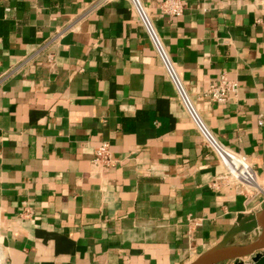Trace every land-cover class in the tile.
Returning <instances> with one entry per match:
<instances>
[{
    "label": "crops",
    "instance_id": "crops-1",
    "mask_svg": "<svg viewBox=\"0 0 264 264\" xmlns=\"http://www.w3.org/2000/svg\"><path fill=\"white\" fill-rule=\"evenodd\" d=\"M142 1L204 123L264 178V6ZM221 75L225 103L205 96ZM220 174L127 0H0V264H189L264 206Z\"/></svg>",
    "mask_w": 264,
    "mask_h": 264
},
{
    "label": "built area",
    "instance_id": "built-area-1",
    "mask_svg": "<svg viewBox=\"0 0 264 264\" xmlns=\"http://www.w3.org/2000/svg\"><path fill=\"white\" fill-rule=\"evenodd\" d=\"M127 1L136 16L140 28L149 40L166 78L171 83L176 98L202 138L204 146L215 156L218 165L221 167V174L211 186L215 189L222 186L233 188L236 192L247 195L248 202L257 194L264 195V178L256 174L245 156L228 148L219 141L200 117L143 1ZM255 1L264 6V0ZM159 10L162 14L168 16H179L182 13L183 6L180 0H163L159 5ZM234 92H236V84L221 75L214 84L209 86L205 96L215 102L225 103L228 101L230 94ZM93 162L101 166L108 164V148L106 144L94 149ZM234 264H252V262L250 256H247L234 260Z\"/></svg>",
    "mask_w": 264,
    "mask_h": 264
},
{
    "label": "water",
    "instance_id": "water-1",
    "mask_svg": "<svg viewBox=\"0 0 264 264\" xmlns=\"http://www.w3.org/2000/svg\"><path fill=\"white\" fill-rule=\"evenodd\" d=\"M239 233H252V238L246 244L229 245ZM247 256L252 264H264V206L259 212L250 213L189 264H220Z\"/></svg>",
    "mask_w": 264,
    "mask_h": 264
},
{
    "label": "rangeland",
    "instance_id": "rangeland-1",
    "mask_svg": "<svg viewBox=\"0 0 264 264\" xmlns=\"http://www.w3.org/2000/svg\"><path fill=\"white\" fill-rule=\"evenodd\" d=\"M252 238V234L239 233L232 241L229 242V245H241L248 243ZM220 264H234V260L222 262Z\"/></svg>",
    "mask_w": 264,
    "mask_h": 264
}]
</instances>
